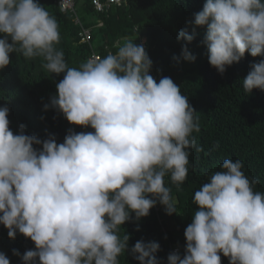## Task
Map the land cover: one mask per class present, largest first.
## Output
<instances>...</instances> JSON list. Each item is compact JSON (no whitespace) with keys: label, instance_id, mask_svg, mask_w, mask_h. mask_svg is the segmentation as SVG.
Listing matches in <instances>:
<instances>
[{"label":"clouds","instance_id":"obj_1","mask_svg":"<svg viewBox=\"0 0 264 264\" xmlns=\"http://www.w3.org/2000/svg\"><path fill=\"white\" fill-rule=\"evenodd\" d=\"M194 25L206 29L208 62L223 75L249 54L264 57V0H205ZM184 41L176 64L194 63ZM57 20L38 0H0V70L12 54L42 59L53 76L63 75L56 94L43 105L69 128L62 143L10 128V109L0 107V225L8 238L17 233L33 249L21 264H120L129 253L138 264H162L160 244L138 240L129 248L127 222L138 225L157 203L177 214L169 176L177 186L188 176L190 150L196 147L198 113L171 77L151 75L153 61L143 44L125 38L113 54L69 67L57 48ZM243 79L249 94L264 92V59ZM241 160L225 159L194 193L196 211L184 231L186 245L169 253L167 264H264V191L259 179L245 175ZM137 226L136 231H139ZM0 264H10L0 252Z\"/></svg>","mask_w":264,"mask_h":264},{"label":"trees","instance_id":"obj_2","mask_svg":"<svg viewBox=\"0 0 264 264\" xmlns=\"http://www.w3.org/2000/svg\"><path fill=\"white\" fill-rule=\"evenodd\" d=\"M92 0H79L77 14L85 28L92 30L91 47L79 41V27L70 14L62 12L58 0H38L46 11L57 20L60 43L69 67L79 66L90 59L92 52L103 58L115 53L125 38L144 39L142 43L153 61L151 75L157 82L161 75L168 76L181 87L190 105L198 113L200 131L193 136L196 147L190 150L189 170L186 181L177 186L169 176L165 185L171 189L177 214L165 213L157 203L138 225L125 223L119 235L129 234V248L143 239L156 241L160 251L156 254L162 264L176 247L183 255L186 240L184 231L196 211L194 193L208 182L211 174L220 171L225 159L241 160L243 171L260 183L256 190L264 191V92L254 89L250 94L243 88V79L251 66L264 57L253 58L249 54L228 67L221 75L210 66L207 48L203 44L206 29L194 25V15L201 11L205 0H124L121 6H113L105 14H97ZM100 25V26H99ZM179 31L193 35L189 51L196 57L194 63L183 60L176 64L184 41L177 40ZM11 63L0 70V107L10 109V128L17 132L20 124L26 125V134L45 139L53 134L62 143L69 128L76 132L94 131L70 125L55 110L43 111V105L56 94V84L63 75L53 76L42 67V59L26 60L21 54H12ZM139 226V231H136ZM34 244L17 233L15 240L8 238L7 229L0 225V252L7 255L10 264H21L13 250L21 255ZM222 264H229L221 254ZM120 264H138L129 253L120 257Z\"/></svg>","mask_w":264,"mask_h":264},{"label":"built area","instance_id":"obj_3","mask_svg":"<svg viewBox=\"0 0 264 264\" xmlns=\"http://www.w3.org/2000/svg\"><path fill=\"white\" fill-rule=\"evenodd\" d=\"M79 0H58V5L62 12L70 14L73 18V23L79 27L78 38L80 43L89 45L91 47L92 42V30L90 28H85L83 23L78 17L77 14V5ZM92 7L94 12L97 14H105L109 12L113 6H121L124 3V0H92ZM100 26V25H99ZM101 56L95 52H92L90 59H100ZM177 248L174 247L173 251H176Z\"/></svg>","mask_w":264,"mask_h":264},{"label":"rangeland","instance_id":"obj_4","mask_svg":"<svg viewBox=\"0 0 264 264\" xmlns=\"http://www.w3.org/2000/svg\"><path fill=\"white\" fill-rule=\"evenodd\" d=\"M127 39L133 40V41H134L135 43H137V44H142V43L144 42V39H140V38H137V37L127 38ZM124 41H125V39L122 40L121 44H123Z\"/></svg>","mask_w":264,"mask_h":264}]
</instances>
